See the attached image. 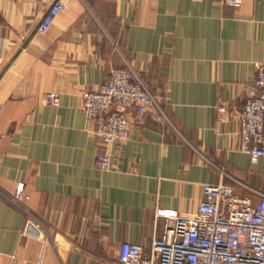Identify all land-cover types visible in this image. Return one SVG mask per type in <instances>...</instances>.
I'll return each mask as SVG.
<instances>
[{"label":"crops","instance_id":"1","mask_svg":"<svg viewBox=\"0 0 264 264\" xmlns=\"http://www.w3.org/2000/svg\"><path fill=\"white\" fill-rule=\"evenodd\" d=\"M56 1L67 9L39 32ZM261 63L264 0H0V264L149 252L161 216L193 215L206 183L257 205L264 157L239 150V114ZM114 68L134 70L157 106L124 110L129 137L101 171L81 93Z\"/></svg>","mask_w":264,"mask_h":264},{"label":"built area","instance_id":"2","mask_svg":"<svg viewBox=\"0 0 264 264\" xmlns=\"http://www.w3.org/2000/svg\"><path fill=\"white\" fill-rule=\"evenodd\" d=\"M255 0H215L219 5L239 8ZM67 9L56 1L38 26L47 32ZM46 102L57 106L59 99L47 94ZM81 107L95 123L98 152L96 168H112L109 147L124 143L130 121L124 110L133 108L143 117L157 106L142 79L131 68H114L108 79L95 90H83ZM239 150L252 162L264 157V63L256 66V77L239 114ZM203 199L193 215L164 214V227L156 233L149 252L139 244L125 246L118 264H264V192L253 205L249 196L234 193L229 186L203 184ZM27 200L20 185L13 197Z\"/></svg>","mask_w":264,"mask_h":264}]
</instances>
